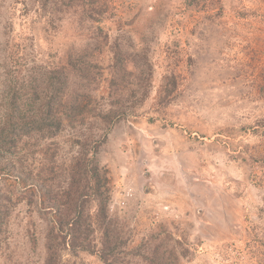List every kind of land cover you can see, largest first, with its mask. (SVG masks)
Masks as SVG:
<instances>
[{
	"label": "rangeland",
	"instance_id": "obj_1",
	"mask_svg": "<svg viewBox=\"0 0 264 264\" xmlns=\"http://www.w3.org/2000/svg\"><path fill=\"white\" fill-rule=\"evenodd\" d=\"M2 1L0 95L4 64H15L18 44H26L29 62L52 55L65 62L69 52L97 39V28L77 21L79 11L66 13L49 35L37 5ZM100 1L110 17L104 25L109 43L96 59L108 67L117 47L133 60L143 53L153 71L149 95L112 126L96 152L110 212L128 221L133 245L161 227L186 237L182 264H264V134L258 125L264 121V0ZM136 58L129 69L144 65ZM71 134L39 147L75 152L81 138L73 137L70 147ZM30 146L24 150L38 147ZM40 157L36 151L30 168L39 170ZM15 190L20 195L0 178V204L16 199L8 216H0L7 226L0 264H12L9 255L29 256L31 218L40 230L47 226L40 197ZM33 258L32 264H42ZM63 263L105 264L97 254L68 250Z\"/></svg>",
	"mask_w": 264,
	"mask_h": 264
},
{
	"label": "trees",
	"instance_id": "obj_2",
	"mask_svg": "<svg viewBox=\"0 0 264 264\" xmlns=\"http://www.w3.org/2000/svg\"><path fill=\"white\" fill-rule=\"evenodd\" d=\"M22 1L30 3L31 8L37 5L35 10L46 17L42 28L47 32L57 28V22L66 13L79 11L76 16L79 24L87 23L99 33L95 42L83 45L75 53L69 52L65 62L57 61L53 55L29 62L26 44L21 43L15 49L18 52L15 64L11 67L7 62L4 64L0 178L9 181L14 195H20L16 187L24 188V194H37L47 222L40 230L37 221L31 218L27 226L29 256L15 260L9 255L8 260L12 264L30 260L32 264L31 258L36 256L42 264H64L63 255L68 250L73 254L79 251L97 254L105 264H182L189 251L188 239L176 237L167 228L150 230L141 242L133 245L128 221L125 223L110 212L111 197L102 182L105 168L100 166L96 153L112 126L149 95L153 84L151 62L140 52L133 60L117 47L108 67L105 60L96 59L97 53L101 57L109 43L104 25L110 17L100 0ZM195 2L198 1L188 0L187 5ZM2 3L0 0V14ZM31 8L26 6V11ZM136 56L144 58L145 63L132 67V71L128 63L138 61ZM258 123L264 134V121ZM66 131L72 133L70 140L81 138L76 140L79 148L75 152L69 148L61 153L58 145L39 147L40 141L55 139ZM30 145L38 147L24 150ZM69 145L73 147L74 141ZM36 151L43 152L38 159L41 165L38 171L30 168L35 163H30V158ZM15 200L10 196L7 201L10 203L4 207L0 204L1 217L8 216ZM29 212L32 217L34 210ZM6 227L0 222V234L7 231ZM39 235H43V243Z\"/></svg>",
	"mask_w": 264,
	"mask_h": 264
}]
</instances>
